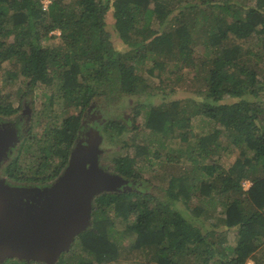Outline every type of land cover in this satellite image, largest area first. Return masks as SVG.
Here are the masks:
<instances>
[{
  "label": "trees",
  "instance_id": "1",
  "mask_svg": "<svg viewBox=\"0 0 264 264\" xmlns=\"http://www.w3.org/2000/svg\"><path fill=\"white\" fill-rule=\"evenodd\" d=\"M42 1L0 0V71L4 63L11 62L13 69L5 71L7 81L12 83L22 76L25 82V87L14 94H0V123H27L24 139L30 137L38 85L51 90V104L59 95L65 107L74 108V112L61 126L48 125L50 141L40 147L43 159L34 174L21 175L17 165H9L6 179L50 184L70 161L84 121L89 119L87 112L95 102L113 106L138 95L139 87L147 89L148 76L140 74L138 68L149 60V75H156L157 70L160 76L171 63L175 74L188 67L196 70L194 79L203 81L193 114L223 126L239 147L240 157L226 168L220 158H214L216 147L201 138L197 148L192 145L186 151L169 152L166 162L170 165L159 162L160 170H155L153 179L165 180L166 173L167 186L159 187L153 179H145L152 191L103 190L94 198L91 223L73 244L81 253L79 261L96 264L119 260L120 240L114 239L119 219L126 222L125 233L134 236L132 249L153 264H191L192 260L246 264L250 258L255 264H263L264 0H255L250 6L247 0H50L47 9ZM109 13L120 38L130 45L125 52L110 49ZM57 30L62 43L44 45L43 41L56 37ZM252 36L257 42L251 45ZM199 46L204 47L203 54L195 57ZM28 106L32 112L20 117ZM141 106L140 101L133 102L130 119L108 120L105 129H122L135 122L142 113ZM187 113L179 99L167 107L151 105L145 113V126L167 135L181 127ZM125 144L136 148L135 156L141 162L130 155L118 156L111 161V171L129 184L144 181L140 170L144 161H150L149 146ZM199 157L211 161L199 162ZM185 160L197 165L192 174L164 169ZM244 179L252 181L247 190ZM196 199L199 205H193L190 212L178 206L182 200V206L188 208ZM202 203L221 211L216 216ZM228 231L238 235L235 246L226 244L224 234ZM259 251L263 252L260 258L256 255ZM67 255L68 251L63 252L57 264L65 262ZM34 262L10 258L3 264Z\"/></svg>",
  "mask_w": 264,
  "mask_h": 264
},
{
  "label": "rangeland",
  "instance_id": "2",
  "mask_svg": "<svg viewBox=\"0 0 264 264\" xmlns=\"http://www.w3.org/2000/svg\"><path fill=\"white\" fill-rule=\"evenodd\" d=\"M255 0H247L248 6L254 4ZM107 21V29L109 30L110 36V49L119 50L122 52L127 51L130 48L124 40H122L114 28V18L112 14H108L106 19ZM57 34L56 37H53L49 40L43 41L44 45L49 46H58L62 43L60 35V31L54 32ZM257 42L256 37L252 36L249 40V44H255ZM204 47L199 46L196 49L195 57L198 55L201 56L203 54ZM259 60V59H258ZM258 60H255L258 61ZM151 60H149L143 68L141 66L138 68V72L140 74H144L148 76V83H150L149 87L145 90H141L139 87V94L126 97L122 99L121 103L108 106L103 102H95L92 107L87 112V116L89 119L84 121L82 132L80 134V138L83 139L82 143H76L75 150L73 155L71 156L70 161L64 168L61 175L55 178L53 182L50 184H39L36 182H25L18 183L15 180H8L5 177V169L7 166L19 167V174H23L25 176L34 174L37 171L38 164L43 159V154L40 152V147L49 144L50 138L48 137L47 127L49 124L54 123L57 126H61L63 124V120L69 114L74 112V108H66L63 103V98L61 96H57L55 102L53 104L50 103L49 94L51 90L45 88L44 85H38L35 88V104H34V117H33V126L31 129V136L27 139H24L27 135L28 124H22L20 126L15 127L14 124L10 123V128L16 133V140L11 144V140L7 143L5 148L9 149L8 153L4 156L0 165V180H4L6 185L8 186L10 195L13 196L12 201L20 200L16 203L24 204L27 201L31 202L32 209L35 214H43L38 207L45 206V200L42 204L40 201V196L36 194L29 193L26 196V189H43L55 186L58 182L62 180L63 177H67L72 175L74 170H82L84 169L82 166H85L86 169L90 167V160L96 161L99 169L107 172L111 175H116L114 171H111V161L118 156H126L130 155L132 159L138 163V159L135 156L136 148L134 146L130 147V145L125 144V142H129V144L137 143V144H146L149 146L151 150V155L149 160L144 161L145 166L143 169L141 168L140 173L144 178V181H134L132 184H129L127 180L122 179L116 176L117 187L114 189L119 190L123 188L130 189H145L147 191H152L153 187L149 185V183L145 179H153V175L158 170H160L161 160L165 162V164L170 165L169 162H166L167 156L169 152H180L181 150L186 151L188 146H192L193 148H197V143L201 138H207L209 144L215 151V159L220 158L221 164H223L226 168L233 165L237 157H240V149L239 147L232 142L230 136L225 133L223 130V126L220 124L210 120L208 117L203 115H194L193 111L195 110V105L200 102L201 94H199L203 88V81L199 79H194L196 70L190 69L186 67L183 71H180L178 74L174 72V64H168L165 73H161V75H157L158 72L156 70V75L146 74L147 69L151 66ZM262 67L264 68V59L261 60ZM8 69H13L11 62H6L3 65V69L0 71V94H6L11 91L13 94L19 88L25 87L24 78L22 76L16 77L15 81L10 83L7 81L5 71ZM173 71V72H171ZM179 74H182L181 76ZM180 76V77H179ZM203 92V91H202ZM48 93V95H46ZM204 95V94H203ZM180 100L181 107L185 108L188 113L185 115V119L181 123V127L174 128L167 135L156 133L153 130L146 128L145 126V113L148 109H150L151 105L159 106L163 105L164 107L169 106L171 101ZM194 99V103L192 100ZM140 101L142 106V113L136 118L135 122H130L127 124L125 128H112L109 127L105 129L104 123L111 119L123 120L132 116V103ZM195 104V105H194ZM32 112L31 107H25L20 112L21 116H27ZM29 118V117H28ZM29 121V119H28ZM216 130H219L220 133L217 134ZM224 132V133H223ZM217 134L218 136H214ZM189 140H191L190 143ZM1 140L0 142H2ZM219 142L220 145H216V142ZM191 155V154H190ZM248 155H251L249 152ZM189 153L185 154L184 158H187ZM213 157V154L211 155ZM204 160L203 157H199L198 161L202 162ZM211 160H204V162L208 163ZM137 163V164H138ZM141 165V164H140ZM165 165L166 170L170 171H189L192 174L193 171L196 170L197 165L195 163H190L185 160L180 164H173L170 167ZM50 173L51 170H49ZM106 173V174H107ZM160 173V172H158ZM165 180L153 179L156 186L165 187L167 186V174L164 173ZM190 174V175H191ZM5 177V178H4ZM146 181V182H145ZM77 178L74 179L72 185V190H68L66 194H70L71 197H75V192L77 189H80L79 185H76ZM142 182V183H141ZM145 182V183H144ZM244 189L247 190L252 185L251 179L243 180ZM112 189V187H111ZM20 191V193H18ZM74 192V194L71 193ZM12 192V193H11ZM100 193V191H99ZM97 195V194H96ZM95 195V196H96ZM39 196V197H38ZM92 198V206L91 211L93 210V202L94 198ZM35 199V200H34ZM196 199V204L189 205L188 208L182 206V200H179L178 206L182 209L189 210V212L194 208V206L199 205ZM58 201L53 200L48 203L49 209L47 214L52 212L53 208L57 205ZM153 203V202H152ZM153 205V204H152ZM203 206L209 207L207 203H202ZM48 206H46L48 208ZM20 208H23V205H19ZM210 208V213L218 216V212L221 211V208L218 207L217 211L215 208ZM38 210V211H37ZM187 213V211H186ZM223 216V211L221 213ZM218 218V217H217ZM116 225L114 228V239L119 238V246L121 248V255L119 260L113 262H105L96 264H153L154 262L149 261L147 258H144L138 250L132 249V244L134 242V236H129L125 233L126 222L120 221L116 219ZM91 223V218H90ZM209 224V222H207ZM206 223V224H207ZM227 230V228H222ZM79 234V233H78ZM78 234L73 238L72 244L77 240ZM224 236L227 239L226 244H230L235 246L238 242V235L235 231H228ZM71 249L68 251L69 255H67V260L65 262L60 261V264H81L80 260L81 253L79 248L72 245ZM264 250V249H262ZM230 253V251H229ZM257 257H261L263 252H257ZM59 258L56 260L57 264ZM196 261V260H195ZM33 264H48L44 261H35ZM191 264H201V262L197 263L194 260L191 261ZM246 264H255L253 259H249ZM264 264V263H263Z\"/></svg>",
  "mask_w": 264,
  "mask_h": 264
},
{
  "label": "water",
  "instance_id": "3",
  "mask_svg": "<svg viewBox=\"0 0 264 264\" xmlns=\"http://www.w3.org/2000/svg\"><path fill=\"white\" fill-rule=\"evenodd\" d=\"M10 125L0 123V141L3 140L0 142V165L9 150L3 145L10 140L13 144L16 140V133ZM89 162V169L82 166L84 169L74 170L72 175L63 177L55 186L45 190L26 189V196L29 193L39 195L42 204L45 200V206L38 207L42 215L35 214V208L32 209L28 201L19 204L23 205L20 208L16 203L20 200L12 201L13 196L9 193L14 190H9L5 181L0 180V264L10 258L55 264L63 252L71 249L73 238L90 224L92 198L99 191L114 190L118 184L117 175L99 169L96 161ZM75 178L80 189H77L73 198L66 193L72 190ZM53 200L58 203L47 214L48 203Z\"/></svg>",
  "mask_w": 264,
  "mask_h": 264
},
{
  "label": "built area",
  "instance_id": "4",
  "mask_svg": "<svg viewBox=\"0 0 264 264\" xmlns=\"http://www.w3.org/2000/svg\"><path fill=\"white\" fill-rule=\"evenodd\" d=\"M42 2L44 4L45 9H47L48 8V5L50 3V0H43Z\"/></svg>",
  "mask_w": 264,
  "mask_h": 264
},
{
  "label": "flooded vegetation",
  "instance_id": "5",
  "mask_svg": "<svg viewBox=\"0 0 264 264\" xmlns=\"http://www.w3.org/2000/svg\"><path fill=\"white\" fill-rule=\"evenodd\" d=\"M14 126H15V127H18V128H19L20 126L22 127V123L19 124V125H15V124H14ZM82 142H83V140H81V138L79 137V140H77V143H82ZM57 177H58V176H57Z\"/></svg>",
  "mask_w": 264,
  "mask_h": 264
}]
</instances>
